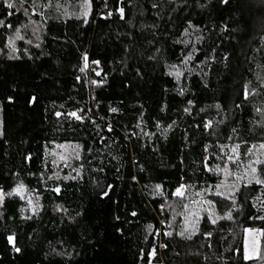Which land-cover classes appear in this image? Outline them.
Segmentation results:
<instances>
[{
  "label": "trees",
  "instance_id": "trees-1",
  "mask_svg": "<svg viewBox=\"0 0 264 264\" xmlns=\"http://www.w3.org/2000/svg\"><path fill=\"white\" fill-rule=\"evenodd\" d=\"M88 1L0 0V264H264V185L215 189L264 144V0ZM63 142L80 158L54 176ZM198 197L217 217L186 229Z\"/></svg>",
  "mask_w": 264,
  "mask_h": 264
},
{
  "label": "rangeland",
  "instance_id": "rangeland-1",
  "mask_svg": "<svg viewBox=\"0 0 264 264\" xmlns=\"http://www.w3.org/2000/svg\"><path fill=\"white\" fill-rule=\"evenodd\" d=\"M89 7V1L84 0L83 10L88 13ZM261 145L264 144L253 146L245 161L239 159V154L236 150L233 151V161H236V163L238 164V170H235L233 167L232 169L229 166L223 169L222 179L219 183L221 187L215 188L217 192L228 195L233 193L242 181L247 182L245 174H251L250 165L257 168V164L254 162L257 160H264V147H261ZM48 156L50 161L52 162V166L54 167L52 173L54 176H69L74 172L76 168V160L80 158V147L74 142L55 143L54 146L49 149ZM238 176L242 178L237 180ZM181 191L184 192V187L181 189ZM14 193L25 200L28 212L31 213L39 207L38 195L36 192H29L23 185H19L15 188ZM175 195L181 197V195ZM29 201H31V203H29ZM204 210L208 211V213H210L212 217H217V215L214 213V209L206 202L205 199H203L202 197L193 198L186 212L187 214L185 216L184 222L185 228L192 230ZM245 229L260 228L257 226H252L246 227ZM261 240L262 232H246L244 230V247L245 241H247L249 253L253 256V258L260 255ZM149 264H154V262L150 261Z\"/></svg>",
  "mask_w": 264,
  "mask_h": 264
},
{
  "label": "snow or ice",
  "instance_id": "snow-or-ice-1",
  "mask_svg": "<svg viewBox=\"0 0 264 264\" xmlns=\"http://www.w3.org/2000/svg\"><path fill=\"white\" fill-rule=\"evenodd\" d=\"M222 2H223V3H228V0H222ZM8 7L11 8V7H13V5H12V4H8ZM120 11H121V15H123V9H121ZM0 23H3V22L0 21ZM14 50H15V49H14ZM189 58H190V57H186L185 59L187 60V59H189ZM84 59H85V61H87V57H86V56L84 57ZM93 63H94V64H98L99 62H98V61H93ZM85 67H87V64H85ZM172 67H175V66H172ZM83 70H84V69L82 68L81 71H83ZM97 75H99V73H97ZM176 75H177V78H179V72H177ZM93 83H95V81H93ZM247 95H248V93H247V88H246V89H245V98H247ZM9 99H10V98H9ZM112 111H116V109H112ZM57 115H60V114L57 113ZM69 115L75 117L77 120H82V117H81V116H77L76 112H72V113H70ZM205 127H207V125H205ZM109 130H111V129L109 128ZM237 147H238V146H237ZM261 147H264V145H261ZM233 151H235V149H233ZM231 159H232V158L229 157V160H231ZM254 163H256V164H261V163H264V162L257 160V161H255ZM250 167H251V174H248V173L245 174V177H246V179H247V182H246V184H245V187H247L248 185L252 184L253 182H255V184H257V185H264V179H261V178H260V176H259V174H258V172H257V168H256V167H252L251 165H250ZM241 178H242V177L238 176V177H237V180H239V179H241ZM21 187H22V186H21ZM183 187H184V186L181 185L180 188H177L175 194H177V195H181V196H182V195H183V192L181 191V189H182ZM219 187H221V185H217V188H219ZM157 188H159V185H157ZM237 190H238V189H237ZM56 191H59V189H56ZM6 195L11 196L12 193L9 192V193H7ZM104 195H107V193L105 192ZM216 195H217V196H223L224 193L217 192ZM4 197H5V193H3L2 190H0V204L3 203ZM21 198H22V197H21ZM233 202H234V201H233ZM29 203H31V201H29ZM209 203H210V202H209ZM258 211H259V210H258ZM133 215H135V213H133ZM228 218H231L230 214H228ZM253 218L264 220V216H255V217H253ZM212 222L215 223V221H212ZM151 227H152L151 225H148V228H149V229H151ZM245 231H246V232H262V231H264V230H261V229H245ZM208 235H211V233H208ZM7 239H8V241L11 243L12 240H13V237H12V236H8ZM15 250H16V251H19L18 248L15 249ZM252 258H253V256L249 253V249H248L247 241H245V247H244V259H245V260H248V259H252Z\"/></svg>",
  "mask_w": 264,
  "mask_h": 264
},
{
  "label": "built area",
  "instance_id": "built-area-1",
  "mask_svg": "<svg viewBox=\"0 0 264 264\" xmlns=\"http://www.w3.org/2000/svg\"><path fill=\"white\" fill-rule=\"evenodd\" d=\"M87 61L85 62V64H87V70H88V73L91 74V73H94V74H97L101 72V67L99 66V64H94L93 62L90 61L89 59V56L87 55ZM91 83H93V80H91ZM161 219H160V222H161V229L159 228V230L157 231V233L159 234V247L160 248H163V239L161 238L162 236V233L163 234H166L168 231H169V225L167 223V220H166V212L164 210L161 211ZM155 253V252H154Z\"/></svg>",
  "mask_w": 264,
  "mask_h": 264
}]
</instances>
